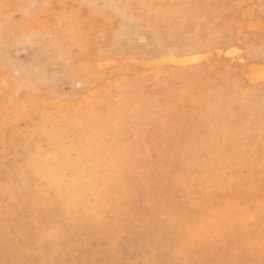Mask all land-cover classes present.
Wrapping results in <instances>:
<instances>
[{
  "label": "rangeland",
  "instance_id": "1",
  "mask_svg": "<svg viewBox=\"0 0 264 264\" xmlns=\"http://www.w3.org/2000/svg\"><path fill=\"white\" fill-rule=\"evenodd\" d=\"M0 264H264V0H0Z\"/></svg>",
  "mask_w": 264,
  "mask_h": 264
},
{
  "label": "bare ground",
  "instance_id": "2",
  "mask_svg": "<svg viewBox=\"0 0 264 264\" xmlns=\"http://www.w3.org/2000/svg\"><path fill=\"white\" fill-rule=\"evenodd\" d=\"M240 90V89H239ZM227 93V92H226Z\"/></svg>",
  "mask_w": 264,
  "mask_h": 264
}]
</instances>
